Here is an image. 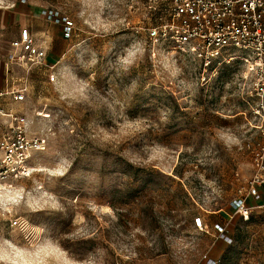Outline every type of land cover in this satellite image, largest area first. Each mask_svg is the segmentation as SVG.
<instances>
[{
  "label": "rangeland",
  "instance_id": "obj_1",
  "mask_svg": "<svg viewBox=\"0 0 264 264\" xmlns=\"http://www.w3.org/2000/svg\"><path fill=\"white\" fill-rule=\"evenodd\" d=\"M26 1L68 16L74 31L62 38L43 22L61 38L54 68L13 67L10 86L26 89L16 108L48 146L39 172L16 184L22 203L2 219L0 242L32 253L51 240L55 264H264V208L249 223L229 208L264 145L244 66L204 73L192 55L150 40L160 0Z\"/></svg>",
  "mask_w": 264,
  "mask_h": 264
},
{
  "label": "built area",
  "instance_id": "obj_2",
  "mask_svg": "<svg viewBox=\"0 0 264 264\" xmlns=\"http://www.w3.org/2000/svg\"><path fill=\"white\" fill-rule=\"evenodd\" d=\"M157 22L147 28L150 40L173 45L182 53L190 54L203 66L204 73L223 70L231 64L244 66L243 79L250 81L251 115L258 121L264 137V0H160ZM47 22L61 26L63 36L70 38L74 23L58 11L44 13ZM48 40L34 38L29 30L10 45L20 54L11 61L27 66L50 67L46 62ZM218 72V73H219ZM26 89L0 86V184L14 185L28 180L39 172L35 160L47 150L44 134H32L28 116L16 105L25 100ZM35 153H37L35 155ZM255 174L229 202V208L242 222L251 221L255 208H264L260 188L264 186V145L253 154ZM17 187V186H16ZM252 200L255 205H252ZM12 215V211L5 217ZM199 221L200 223H197ZM2 219H0L1 225ZM18 220L14 225H18ZM201 231L207 229L202 218L195 219ZM218 239L231 245L233 240L219 229ZM206 264H217L207 259Z\"/></svg>",
  "mask_w": 264,
  "mask_h": 264
},
{
  "label": "crops",
  "instance_id": "obj_3",
  "mask_svg": "<svg viewBox=\"0 0 264 264\" xmlns=\"http://www.w3.org/2000/svg\"><path fill=\"white\" fill-rule=\"evenodd\" d=\"M40 17H42L40 19ZM51 26L61 27L46 21L44 14L41 15L36 8L32 7L27 3L26 0H20L19 2H14L6 10H0V50L3 51L5 55L4 62L0 61V86L3 88H10L12 84L16 83L13 80L15 73L13 67L16 63L11 61V57L15 54H20V51H14L11 49L10 45L13 41L20 37V32L22 30H29L30 34L40 40L45 38L48 40L49 46L47 51L46 64L48 66H55L57 60L54 59V48L61 44V38L56 37L55 42L53 40L54 35H51L49 31L45 28V24ZM38 28V29H37ZM38 30L35 33V30ZM62 38L63 32L61 27ZM20 65V64H19ZM21 68L29 73L27 66L21 65ZM27 68V69H26ZM11 79V81H10ZM263 191L262 201L264 202V186L260 188ZM220 240V239H219ZM223 244L227 245L225 242L220 240Z\"/></svg>",
  "mask_w": 264,
  "mask_h": 264
},
{
  "label": "clouds",
  "instance_id": "obj_4",
  "mask_svg": "<svg viewBox=\"0 0 264 264\" xmlns=\"http://www.w3.org/2000/svg\"><path fill=\"white\" fill-rule=\"evenodd\" d=\"M130 54L127 58H119L122 64H130ZM22 203V190L14 185L0 184V219H3L7 213L13 210V206ZM36 249L32 253L21 251L19 246L14 245L11 241L5 239L0 242V264H55L50 257L52 241H45L41 245L34 246ZM67 255V251L61 252V256ZM49 257L45 260V257ZM27 257V259H26ZM75 264H92V261H77Z\"/></svg>",
  "mask_w": 264,
  "mask_h": 264
},
{
  "label": "trees",
  "instance_id": "obj_5",
  "mask_svg": "<svg viewBox=\"0 0 264 264\" xmlns=\"http://www.w3.org/2000/svg\"><path fill=\"white\" fill-rule=\"evenodd\" d=\"M227 67H225L223 70H225ZM223 70H221V72L223 71ZM251 222V221H250Z\"/></svg>",
  "mask_w": 264,
  "mask_h": 264
},
{
  "label": "snow or ice",
  "instance_id": "obj_6",
  "mask_svg": "<svg viewBox=\"0 0 264 264\" xmlns=\"http://www.w3.org/2000/svg\"><path fill=\"white\" fill-rule=\"evenodd\" d=\"M132 54H130V57H131ZM197 223H200L199 221H197Z\"/></svg>",
  "mask_w": 264,
  "mask_h": 264
}]
</instances>
